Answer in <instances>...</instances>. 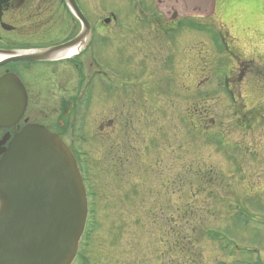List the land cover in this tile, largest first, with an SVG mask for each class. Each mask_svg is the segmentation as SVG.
Returning <instances> with one entry per match:
<instances>
[{
	"label": "rangeland",
	"instance_id": "374dc122",
	"mask_svg": "<svg viewBox=\"0 0 264 264\" xmlns=\"http://www.w3.org/2000/svg\"><path fill=\"white\" fill-rule=\"evenodd\" d=\"M117 1L88 6V11L98 10L104 17L113 11L121 21L137 14L134 6ZM218 4L220 16L217 12L210 18L183 20L212 47L200 46L180 57L160 54L157 48L146 53L148 84L157 92L166 89V94L151 95L148 108L138 100L135 116L123 118L124 129L115 126L120 139L116 133L106 138L118 110L108 108L112 101L107 99L99 104L100 89L88 109L87 127L81 124L82 114L73 113L67 120L64 141L79 164L88 167L96 194L89 198L96 213L89 217V235H84L75 264H264V147L257 163L236 146L264 144V119L256 129L243 130V114H230L250 101L249 108H254L258 101L247 100L246 93L237 108L235 100L224 97L229 96L227 85L236 69L246 70V81L264 78V0ZM147 13L151 18L161 14L155 8ZM218 21L234 23L235 30L226 32L239 35L235 47L221 48ZM116 66L109 75L119 70L126 76L127 64L124 69ZM83 78V70L71 66L56 79L76 98L71 101L75 111L82 100L84 83L80 92L78 85ZM174 87L177 93L182 87V94L170 93ZM192 88L195 97L190 96Z\"/></svg>",
	"mask_w": 264,
	"mask_h": 264
},
{
	"label": "flooded vegetation",
	"instance_id": "af4514ba",
	"mask_svg": "<svg viewBox=\"0 0 264 264\" xmlns=\"http://www.w3.org/2000/svg\"><path fill=\"white\" fill-rule=\"evenodd\" d=\"M75 1L86 19L85 25L72 13L69 0H0V81L8 78L9 84H12L15 79L17 86L10 87V90L6 89L15 92L18 96H15L7 112L11 120L0 127V161L14 138L30 126H42L64 140L66 127H69L67 120L75 113V116L83 115L81 124L87 127L88 123L85 119L94 101L96 95L94 93L98 89L101 90L100 96H97L99 104H103V101L107 99L112 101L108 108L118 110V115L114 114L113 119L110 120V126L107 125L110 130L107 128L106 138L116 133L117 139H120L116 127L121 124L124 129L123 118L127 120L135 116L134 113L137 112L135 109L140 106L138 100L147 102L148 105L145 107L148 108L151 95L164 96L166 94V89L163 90L158 86L159 91L157 92L148 84L151 66L147 62L146 55L148 54L146 53L157 48L160 54L168 52L171 56L180 57L182 52L188 53L200 46L204 49H206L205 46L212 47L206 36H200L196 30L191 29L183 21L195 17H187L188 14H185L179 18L180 7H184L181 12H188V7L197 6L199 0H119L117 2H121V5L134 6L137 12L135 15L122 16L124 21H121V17L113 11H110V16L105 17L102 14H96L98 10L94 13L88 11V6L96 7L101 2L107 3L108 0ZM201 3L202 5L207 3L206 5L212 7V2L209 4L201 0ZM151 8L158 9L160 12L165 8L169 12L154 15L156 17L151 18L149 15L146 16ZM211 10L201 7L198 11L207 14L208 18L213 11ZM218 15H221L220 10ZM206 17L200 16V18ZM218 22L221 26V40L223 41L221 48L229 50L235 47L239 43L237 42L239 35L226 32L231 28L235 30L234 23L230 26V24ZM60 28H62L61 31H59ZM72 28L78 32L72 34ZM226 33L231 35L232 42L230 40L228 42ZM82 34L77 47L78 54L73 58L63 55L69 51L64 49L51 53L47 59L43 60L22 59L67 46ZM213 50H217V47ZM134 54L140 57L135 58ZM114 64L120 65L123 69L127 64L126 76H121L119 70L118 73L109 75L108 71ZM71 66H79L84 73V78L79 79L78 92L82 90L83 83L84 88L79 110L77 107L76 111L75 106L71 105V101L76 98L71 97L70 88L56 81L60 70L69 69ZM245 71L235 70L236 73H233L227 85L229 96L224 95V97L227 100L229 97L235 100L237 108L240 106L238 100L245 99L246 93H248L247 100L254 97L258 101L254 108H249L250 101L230 114L233 116L243 114L245 124L242 125V129L250 131L256 129L260 121L264 119V78L256 83L246 81L242 78L246 77ZM237 75L238 80H236ZM135 77H137L136 81H134ZM6 89L3 95H6ZM189 90L191 97L197 96L196 88ZM182 92V87L178 93L175 87L170 90V93L177 94V96ZM81 106L84 110L80 109ZM101 129H104L103 125ZM236 146L243 151V155L257 163L261 161L262 154L259 148H263L264 144L252 143V145ZM80 166L83 167L82 162Z\"/></svg>",
	"mask_w": 264,
	"mask_h": 264
},
{
	"label": "water",
	"instance_id": "95a60500",
	"mask_svg": "<svg viewBox=\"0 0 264 264\" xmlns=\"http://www.w3.org/2000/svg\"><path fill=\"white\" fill-rule=\"evenodd\" d=\"M69 3L85 23L74 0ZM80 37L22 59H47L74 47ZM8 86L7 79L0 81V126L9 120L4 112L16 95H2ZM0 203V264H73L86 227L88 197L78 163L58 136L32 126L14 139L0 162Z\"/></svg>",
	"mask_w": 264,
	"mask_h": 264
},
{
	"label": "bare ground",
	"instance_id": "6f19581e",
	"mask_svg": "<svg viewBox=\"0 0 264 264\" xmlns=\"http://www.w3.org/2000/svg\"><path fill=\"white\" fill-rule=\"evenodd\" d=\"M75 54H78V49H70L69 51H66L63 55L72 57Z\"/></svg>",
	"mask_w": 264,
	"mask_h": 264
},
{
	"label": "snow or ice",
	"instance_id": "6c2138e0",
	"mask_svg": "<svg viewBox=\"0 0 264 264\" xmlns=\"http://www.w3.org/2000/svg\"><path fill=\"white\" fill-rule=\"evenodd\" d=\"M240 2L245 4V5H248V4L254 3L255 0H240Z\"/></svg>",
	"mask_w": 264,
	"mask_h": 264
},
{
	"label": "trees",
	"instance_id": "16d2710c",
	"mask_svg": "<svg viewBox=\"0 0 264 264\" xmlns=\"http://www.w3.org/2000/svg\"><path fill=\"white\" fill-rule=\"evenodd\" d=\"M89 229H90V227H89ZM88 233H89V230H88ZM88 233H87V234H88Z\"/></svg>",
	"mask_w": 264,
	"mask_h": 264
}]
</instances>
